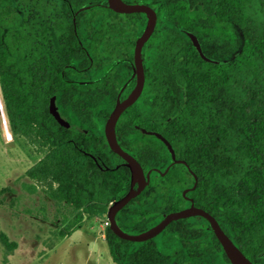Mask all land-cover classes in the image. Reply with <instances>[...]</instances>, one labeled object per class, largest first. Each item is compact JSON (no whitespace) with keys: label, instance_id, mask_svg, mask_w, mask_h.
Returning <instances> with one entry per match:
<instances>
[{"label":"trees","instance_id":"1","mask_svg":"<svg viewBox=\"0 0 264 264\" xmlns=\"http://www.w3.org/2000/svg\"><path fill=\"white\" fill-rule=\"evenodd\" d=\"M138 1L158 18L143 47V92L122 113L116 135L146 173L153 171L118 212V224L146 231L190 206L184 195L190 188L187 196L264 264V0ZM88 4L75 31L67 0L59 8L44 0H0V95L11 132L43 155L26 175L78 211L107 215L130 189L131 170L111 148L105 125L133 75L136 40L148 17L115 11L108 0ZM143 129L164 135L188 164L162 174L174 158ZM205 224L201 215L178 219L142 241L122 238L108 224L105 235L118 264H232ZM0 237L15 247L6 233Z\"/></svg>","mask_w":264,"mask_h":264},{"label":"rangeland","instance_id":"2","mask_svg":"<svg viewBox=\"0 0 264 264\" xmlns=\"http://www.w3.org/2000/svg\"><path fill=\"white\" fill-rule=\"evenodd\" d=\"M59 8L62 0H44ZM74 9L90 0H70ZM0 103H4L0 95ZM5 112V109H4ZM9 123L0 108V264H118L105 231L107 215L78 211L50 194V186L26 175L42 158L24 137L7 136Z\"/></svg>","mask_w":264,"mask_h":264},{"label":"water","instance_id":"3","mask_svg":"<svg viewBox=\"0 0 264 264\" xmlns=\"http://www.w3.org/2000/svg\"><path fill=\"white\" fill-rule=\"evenodd\" d=\"M107 5L110 8L118 12H144L148 17V22H147L145 29L143 30L142 34L138 36L136 40L134 67H133L134 68L133 74L134 76H136V79H137L136 85L125 99H121V95L123 91L126 89V87L128 86L129 81L131 79L127 81L121 87L119 91L117 103L114 109L112 110V112L110 113L107 119L106 125H105V133H106V136H107V139H108V142L111 148L125 159L126 165L131 170L130 189L122 197L112 201L108 208L107 217L109 219V224H110L111 229L122 238L132 240V241H142V240H147V239L155 237L163 229H165L169 225V223H171L172 221L182 219V218H187L190 216L201 215L209 220L214 233L220 240L232 264H258L254 262L253 260H251L244 253V251L233 241V239L223 229V227L220 225L219 221L216 219V217L213 214H211L206 209L197 206L194 202V199L192 197L187 196V192L190 190V188H187L184 190V195L191 200L190 206L165 214L163 219L160 222H158L156 225L152 226L151 228L147 229L146 231L139 232V233H131V232L124 230L118 224V221H117L118 212L124 206H126L132 198L136 197L138 194H140L143 191V189L149 183L150 178H151V173L153 171V169H150L146 173L140 161L134 155H132L129 151L123 148V146L119 143L117 139L116 128H117L118 121L122 113L124 112V110L130 105H132L143 92L145 81H146V68H145V62H144V56H143V47L155 30L158 15H157L156 10L151 5L147 3H142L138 0H136L135 2H128L125 0H108ZM91 6L92 5H87L83 8H90ZM79 12L80 10H78L74 15V23H75L76 31H77L76 18ZM189 34L193 40V43L198 48V50L202 53V55L205 56L204 52L202 51L201 44L198 38L196 37V35H194L191 32ZM206 58L209 59L208 57ZM0 108L4 116V122L7 124V118H6V114L4 112L2 103H0ZM59 119L62 123L69 126V123L64 118L59 117ZM143 132L148 133V134H154L158 136L160 139H162L168 146L174 158L173 162L166 168V171L162 172V174H165L170 169L171 165L173 164H176V163L188 164L185 159L177 158L176 152H175V149L172 143L160 132L146 130V129H143ZM194 175L196 179H195V183L192 188H195L198 182L197 174L194 173Z\"/></svg>","mask_w":264,"mask_h":264},{"label":"flooded vegetation","instance_id":"4","mask_svg":"<svg viewBox=\"0 0 264 264\" xmlns=\"http://www.w3.org/2000/svg\"><path fill=\"white\" fill-rule=\"evenodd\" d=\"M62 1H63V0H62ZM64 1H65V0H64ZM67 1L70 3V6L74 9V7H73L71 1H70V0H67ZM90 1H91V0H90ZM90 1H88V2H90ZM88 2H86V3H88ZM86 3H85V4H86ZM83 5H84V4H83ZM83 5L80 6L79 8L74 9L75 13H76L78 10L83 9V7L87 6V5H84V6H83ZM88 5H91V4H88ZM74 15H75V14H74ZM75 31H76V30H75ZM133 67H134V64H133ZM133 69H134V68H133ZM132 74H133V73H132ZM133 78L136 79V76H134V74L132 75V77H131L130 79L132 80ZM130 79H129V80H130ZM129 80H128V81H129ZM131 80H130V81H131ZM136 80H137V79H136ZM78 81H84V82L88 81V82H89V81H92V80H78ZM130 81H129V82H130ZM128 85H129V84H128ZM135 85H136V83H135ZM135 85H134V87H135ZM134 87H133V88H134ZM133 88H132V89H133ZM131 91H132V90H131ZM131 91H130V92H131ZM123 92H124V91H123ZM130 92H129V93H130ZM129 93H128V95H129ZM122 95H123V93H122ZM122 95H121V99H125V98L128 96V95H127L126 97H122ZM118 96H119V93H118ZM118 96H117V100H118ZM116 103H117V101H116ZM189 197H190V196H189ZM190 201H191V200H190ZM190 205H191V204H190ZM211 214H212V213H211ZM206 220H207V222L209 223V225H208V224H205V226L208 228V230L213 229V228L211 227V224H210L209 220H208L207 218H206Z\"/></svg>","mask_w":264,"mask_h":264},{"label":"bare ground","instance_id":"5","mask_svg":"<svg viewBox=\"0 0 264 264\" xmlns=\"http://www.w3.org/2000/svg\"><path fill=\"white\" fill-rule=\"evenodd\" d=\"M7 136L8 138L13 136L12 133L9 131V129L7 130Z\"/></svg>","mask_w":264,"mask_h":264}]
</instances>
